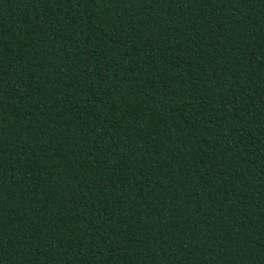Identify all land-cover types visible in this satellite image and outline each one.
<instances>
[{"label": "trees", "instance_id": "1", "mask_svg": "<svg viewBox=\"0 0 264 264\" xmlns=\"http://www.w3.org/2000/svg\"><path fill=\"white\" fill-rule=\"evenodd\" d=\"M0 264H264V0H0Z\"/></svg>", "mask_w": 264, "mask_h": 264}]
</instances>
